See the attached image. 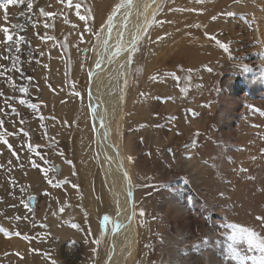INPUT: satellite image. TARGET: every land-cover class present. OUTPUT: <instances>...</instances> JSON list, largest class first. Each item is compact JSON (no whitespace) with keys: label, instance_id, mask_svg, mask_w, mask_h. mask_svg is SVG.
Listing matches in <instances>:
<instances>
[{"label":"rangeland","instance_id":"rangeland-1","mask_svg":"<svg viewBox=\"0 0 264 264\" xmlns=\"http://www.w3.org/2000/svg\"><path fill=\"white\" fill-rule=\"evenodd\" d=\"M127 1L114 0L112 5L105 0L104 11L98 18L93 0H22L16 4L0 0V4L5 5L0 7V65L3 66L0 67L3 73L0 75V92L3 93L0 95V232L6 235L0 236V264H53V261L55 264H107L117 208L91 135L87 78L91 74L94 53L105 35L107 13ZM198 2L204 4L203 9L192 7ZM143 3L147 16L130 53L122 110L112 116L109 127V142L121 155L124 168L128 173L132 170L128 142L130 129L136 123L130 116L133 112L131 93L132 98L147 104L148 99L152 103L157 93L160 94L151 116V126L158 134V147L163 142L169 151L175 149L180 139H185L183 147L195 140L197 156L208 160L217 143L215 125L231 101L223 92L233 93L244 78L250 83V95L259 92L260 98L254 101L257 104L241 99L233 125L240 126L244 132L241 133L243 147L248 143L244 170H248L250 163L257 166L259 157L264 158L260 152L256 155L255 150L264 149V90L257 87L258 83L264 85V46L256 39L254 19L260 16L264 20V0H146ZM188 3H191L192 19L184 17ZM177 13L182 15V23L189 21L193 27H199L196 31L193 27L188 29L192 33L189 44L193 47L173 66L168 63L171 65L168 70L156 72L160 77L150 79L146 56L155 55L159 60L166 51L165 46L182 38V35L171 37L170 31L163 27L170 23V18L180 19ZM83 19L85 28L78 22ZM261 23L264 26V21ZM5 28L12 37L10 42L5 39ZM155 43H160L161 49L154 50ZM211 50L218 54L216 59L210 57ZM187 55L191 58L190 65L185 63ZM81 68L84 71L77 76ZM208 68L212 71H207ZM161 78L165 79L163 83H169L164 93L158 89ZM133 84L137 86L136 91L131 90ZM20 87L26 91L20 92ZM50 95L56 99H49ZM242 95L245 97V90L236 92L235 98ZM21 100L25 103H20ZM33 103L37 108L29 106ZM167 104L171 108L159 109ZM80 105L84 106L87 118L78 111ZM62 107L66 108L61 110ZM12 108L16 111L12 112ZM86 123L91 138L87 131L85 134ZM154 146L149 144L147 156L153 161L158 157L164 159L161 150ZM147 163L142 170L148 185L134 188L131 204L133 223L143 242L133 255L124 258L123 264H159L164 251L162 232L168 226L161 220L156 206L164 197L163 193L174 200L173 186L161 182L152 188L150 180L154 176ZM242 165L240 156L236 169ZM176 176L181 177V174ZM249 178L246 173L243 180L247 182ZM188 196L196 200L192 193ZM30 198L34 200L32 207ZM193 204L202 207L201 202ZM93 206L97 216L88 214ZM183 206L182 201L180 207ZM205 212L209 217L205 218ZM211 214L212 211L205 208L196 212L205 222L212 221L214 215ZM228 221L250 228L264 239V228L248 219ZM73 224L78 227H72Z\"/></svg>","mask_w":264,"mask_h":264},{"label":"bare ground","instance_id":"bare-ground-1","mask_svg":"<svg viewBox=\"0 0 264 264\" xmlns=\"http://www.w3.org/2000/svg\"><path fill=\"white\" fill-rule=\"evenodd\" d=\"M145 1L132 0L131 3L126 2L121 6L116 5L109 10L105 18V35L99 50L94 53L95 58L93 57L94 62L91 64V74L88 75V78L82 75L88 80L87 108L91 113V135L96 143L104 177L112 198H115L117 208L115 228L106 255L107 264H123L124 258L133 255L137 249L136 247L143 242L133 223V206L131 204L134 202V188L143 184L148 185V179L144 176L142 170L147 161L149 172L154 176V179L150 180L151 186H154L152 188H156L161 182L173 186L174 200L166 198L170 195L163 193L164 197L160 198L156 206V211L162 216L161 220L168 226L162 232L164 244L162 248L164 251L160 255L159 264H240L238 260L233 258L230 251V245L233 244V229L228 225L233 223L228 220L237 222L248 219L255 225L264 228V222H262L264 221V158L262 159L260 156L257 166L250 163L246 167L248 170H244L246 162L244 157L246 156L248 143L243 147L244 142L241 133L244 132L240 129V126L235 128L233 125V120L238 113L237 109L241 106L240 100H246L249 104H257L254 101L260 98L258 97L259 92L256 95H250V83L245 78L233 93L223 92V95L231 97V101L227 109L221 113V118L217 120L218 125H215L217 143L208 160L197 156V149L193 144L183 147L185 139H180L175 144V149L171 151L163 146V142L158 147V134L151 126V116L154 112V102L159 100V93H157L154 102L151 103L148 99L149 104L146 102L141 103L139 98H132L133 94L131 93L133 112L130 116L136 125L130 129V141L128 142V145L130 144V156H132V166L130 167L132 170L130 173L124 168L121 155L109 142L110 120L114 114L122 110L123 106L122 94L124 93L126 72L129 69L130 53L136 46L139 33L146 20L147 12L145 3H143ZM190 4L188 3L185 8L187 14L184 15L188 19H192L191 15L193 14V12H190L192 11L189 7ZM192 7L203 9L204 4L198 2L194 3ZM176 15L180 16V19L170 18V23L163 25V27L165 30L170 31L171 37L182 35V38L168 47L165 46L166 51L159 60L155 55L146 56L148 59L146 72L148 76H151L150 79L154 78L153 76L160 77L161 74L157 75L156 72L160 73L168 70L186 50L189 52L193 47L189 44L192 40V33L188 29L194 25L189 21L182 23V15L178 13ZM239 20L240 18L236 19V21ZM254 21H256V39L264 46V26L261 23L264 20L258 16ZM193 28L195 31L199 29V27ZM160 46V43H155L153 49L158 50ZM217 56L218 54L211 50L210 57L216 59ZM80 58L83 57L80 56ZM190 62L191 58L187 55L185 63L190 65ZM168 63L172 64L169 65ZM97 64H99V67H97ZM83 68L80 69L77 76L83 73ZM160 80L161 84L158 89H161V92L164 93L168 91L167 85L169 83L167 81L163 83L164 78ZM134 86L135 84L131 86V90L136 91L137 86ZM257 87L264 90V85L261 83H258ZM240 90L246 91L245 97L242 95L240 98H235L236 92ZM49 99L54 100L56 98L54 95H50ZM161 108H171V106L167 104L159 107V109ZM75 109H77L76 106ZM78 111L82 112L83 116L87 115L82 105L78 107ZM145 113L147 116L144 115ZM85 118L87 117L85 116ZM84 129L85 134L87 131V136L91 138L88 123H86ZM243 137L245 136L243 135ZM149 144L155 145V148L158 147L157 150H161L160 154L164 156V159L158 157L153 161L147 156ZM255 150L258 151L256 155L259 152L264 155V149L259 151V148H255ZM126 153L129 155L128 152ZM240 156L243 158V165L236 169V163ZM241 169L244 171H241ZM169 173L172 175L168 178L167 174ZM177 173H180L181 177H177ZM246 173L250 176L247 182L243 180ZM134 180H138V182ZM188 193L195 195L196 200L189 198ZM182 201L184 206L181 208ZM194 201L201 202V208L212 211L211 215H214L212 221L207 219L208 222H205L196 215L198 210L193 204ZM93 208L94 206L90 208V211L88 210V214L97 216V211L92 210ZM186 208H188L187 211ZM203 214L205 218L209 217L208 213ZM92 225V229L95 230L96 225L93 221ZM63 227L65 228V226ZM262 235H264V232ZM237 248L245 255H255L256 253L255 250L248 252L247 245L241 241L237 244ZM60 259L61 257L58 260ZM244 264H251V261H245Z\"/></svg>","mask_w":264,"mask_h":264},{"label":"snow or ice","instance_id":"snow-or-ice-1","mask_svg":"<svg viewBox=\"0 0 264 264\" xmlns=\"http://www.w3.org/2000/svg\"><path fill=\"white\" fill-rule=\"evenodd\" d=\"M22 0H7V4H16V3H21ZM5 5L0 4V7H4ZM28 8L31 9L32 8V4L31 2L28 3ZM50 15V14H49ZM229 15H231V13H229ZM213 19H215V17H213ZM14 27L16 28H20V25H14ZM3 31L5 32L6 36L5 39L7 41H11L12 37L10 35H7L8 33V29L5 28L3 29ZM19 43V38H17V44ZM107 42L105 41V44ZM219 43V42H218ZM221 47L225 48V51H227V46L221 44ZM7 58V57H5ZM131 59V57H129ZM0 67H3L2 65H0ZM97 67H99V64H97ZM245 69H247V66H245ZM17 71H19L17 69ZM191 71V70H189ZM207 71L211 72L212 69L208 68ZM0 75H3V73H0ZM9 80H11V77H8ZM189 80H191V77H188ZM20 92H25L26 89L24 87H20L19 89ZM0 95H3L2 92H0ZM20 103H25L24 100H21ZM31 108L35 109L37 108V105L35 103L29 105ZM2 111V110H0ZM12 112H15V108L11 109ZM264 114V113H262ZM196 135H199V132L196 133ZM0 140H2V137H0ZM6 143V141H5ZM193 145L195 146L196 141L193 140L192 141ZM169 151H171V149H169ZM69 163H71V161H69ZM241 171H244L243 169H241ZM26 206V205H25ZM53 215H55V213H53ZM107 219V217L105 218ZM264 222V221H262ZM229 227H231L233 229V233H232V240H233V244L230 245V251L233 254V258L238 260L240 262V264H244L245 261H251V264H264V239H262L256 232H254L252 229L250 228H246V227H241L237 224H231L228 225ZM72 227L76 228L78 227V225L73 224ZM117 227H119V225H117ZM243 240V242L247 245V251L248 252H252L253 250H255L256 252L259 253V255H245L242 254V251L240 249L237 248V244ZM53 264H55V261H53Z\"/></svg>","mask_w":264,"mask_h":264},{"label":"crops","instance_id":"crops-1","mask_svg":"<svg viewBox=\"0 0 264 264\" xmlns=\"http://www.w3.org/2000/svg\"><path fill=\"white\" fill-rule=\"evenodd\" d=\"M107 2H110L111 4L114 2V0H106ZM104 4H105V0H93V5H94V12L96 13V16L99 18L101 14V12L104 11ZM114 5V3L112 4ZM111 5V7H112ZM111 9V8H110ZM78 21V20H77ZM79 23L83 24V27L85 28L86 26H84V19L81 20V21H78ZM76 32L77 34L80 33V31L77 29V26H76ZM85 176V175H83ZM89 211H90V208H89ZM69 213V212H67ZM3 235L2 232H0V236ZM4 237L6 235H3Z\"/></svg>","mask_w":264,"mask_h":264},{"label":"water","instance_id":"water-1","mask_svg":"<svg viewBox=\"0 0 264 264\" xmlns=\"http://www.w3.org/2000/svg\"><path fill=\"white\" fill-rule=\"evenodd\" d=\"M131 1H132V0H128L127 2H128V3H131ZM33 203H34V200H33L32 198H30V200H29L30 207L33 206Z\"/></svg>","mask_w":264,"mask_h":264}]
</instances>
